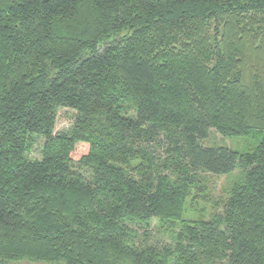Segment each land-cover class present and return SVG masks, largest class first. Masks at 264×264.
<instances>
[{
    "label": "trees",
    "instance_id": "trees-1",
    "mask_svg": "<svg viewBox=\"0 0 264 264\" xmlns=\"http://www.w3.org/2000/svg\"><path fill=\"white\" fill-rule=\"evenodd\" d=\"M237 171L205 218L206 176ZM18 261L264 264V0H0V262Z\"/></svg>",
    "mask_w": 264,
    "mask_h": 264
},
{
    "label": "rangeland",
    "instance_id": "rangeland-1",
    "mask_svg": "<svg viewBox=\"0 0 264 264\" xmlns=\"http://www.w3.org/2000/svg\"><path fill=\"white\" fill-rule=\"evenodd\" d=\"M61 117V114H60ZM70 128V123L65 120H60L57 123L55 132L62 133ZM206 145H221L229 147L232 150L243 152L247 149V146L251 145V142L244 139H227L224 138L221 134L217 133L216 131H212L211 137L205 142ZM44 145V140L42 138H36V145L34 146L33 151L30 154V157L34 160L41 159V153ZM206 183L211 191V202L208 201H200L198 206L202 207V211H204V214L206 215L205 218L212 217L215 212H222V206L223 202L227 199L229 196L230 191L232 190L234 184L241 178L240 172H235L232 176H212L207 175ZM220 202V208L219 210H216L214 208V203ZM194 209V207H193ZM197 210V209H196ZM196 210H193L196 212ZM199 211L201 209H198ZM194 213V212H193ZM154 235L156 238H164L167 241L169 240V237L163 236L162 234L158 233V228L155 227L154 229ZM0 264H50V263H30L28 261H18V262H9V263H1Z\"/></svg>",
    "mask_w": 264,
    "mask_h": 264
}]
</instances>
